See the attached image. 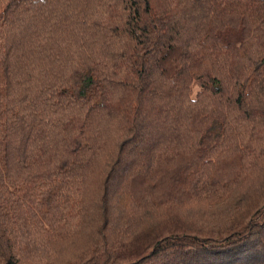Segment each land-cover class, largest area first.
<instances>
[{
    "label": "trees",
    "instance_id": "trees-1",
    "mask_svg": "<svg viewBox=\"0 0 264 264\" xmlns=\"http://www.w3.org/2000/svg\"><path fill=\"white\" fill-rule=\"evenodd\" d=\"M0 264H264V0H0Z\"/></svg>",
    "mask_w": 264,
    "mask_h": 264
}]
</instances>
